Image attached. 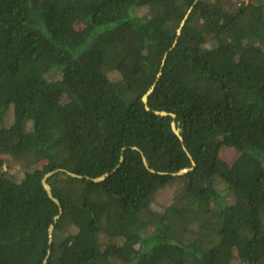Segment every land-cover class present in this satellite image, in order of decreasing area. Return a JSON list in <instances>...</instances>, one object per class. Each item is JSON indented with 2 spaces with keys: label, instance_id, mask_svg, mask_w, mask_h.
Instances as JSON below:
<instances>
[{
  "label": "trees",
  "instance_id": "16d2710c",
  "mask_svg": "<svg viewBox=\"0 0 264 264\" xmlns=\"http://www.w3.org/2000/svg\"><path fill=\"white\" fill-rule=\"evenodd\" d=\"M263 46L264 0H0V264H264Z\"/></svg>",
  "mask_w": 264,
  "mask_h": 264
},
{
  "label": "water",
  "instance_id": "95a60500",
  "mask_svg": "<svg viewBox=\"0 0 264 264\" xmlns=\"http://www.w3.org/2000/svg\"><path fill=\"white\" fill-rule=\"evenodd\" d=\"M190 11H191V8L188 9V11L186 12L184 18H183L182 21L180 22L179 27H178V29L176 30V34H177V35L180 34L181 28H182V26L184 25V23H185V21H186L188 15H189V13H190ZM174 44H175V42H174ZM163 64H164V59L162 60V64H161V66H162ZM160 75H161L160 72L157 73L155 82L149 87V89L146 91V93L142 96V103L144 104V107H145L146 110H149L148 105H147L148 96L153 92V90H154V88H155V86H156V82H157L158 79L160 78ZM154 114L157 115V116H162V117H164V116H170L171 118H175V115L170 114V113H167V112H164V111H154ZM171 129H172V131L174 132V134L178 137V139H179V140H182V138H181V136H180V133H179V129L176 127V124H175L173 121L171 122ZM134 149L137 150V148H134ZM189 158H190V161H191V168H189V169H184V170H181V171H179V172H177V173H174V174H172L173 176L183 175L184 173L188 172L189 170H191V169L193 168V166H194V162H193V160L191 159L190 156H189ZM122 159H123V158L121 157V158H120V162L122 161ZM141 160H142L143 164L145 165V167L148 168L147 165H146V162H145V158H144V156H143L142 153H141ZM149 170H150L151 172H153L152 169H149ZM59 171L65 172V173H66L68 176H70V177L81 178V179L83 178V176L76 175V174H74V173L67 172V171H64V170H61V169H57V170H54V171H50V172L46 173V174L43 176V178H42V180H41V184H42V186H43V188H44V190H45V192H46L48 198L51 199V200L57 205V207H58V211H59L58 215L54 217V222L57 221V219L59 218V216H60L62 210H61V206H60L59 201H58V200L52 195L51 187H50L49 183H47L46 180H47V178H49L50 176H52L55 172H59ZM104 178H105V176H101V177H98V178H92V179H89V180L92 181V182H94V183H97V182L102 181ZM86 179H88V178H86ZM52 231H53V225H50L49 228H48V243H49V244L51 243V234H52ZM48 254H49V250H48V252H47V255H48ZM46 257H47V256H46ZM43 264H46V260L43 261Z\"/></svg>",
  "mask_w": 264,
  "mask_h": 264
},
{
  "label": "rangeland",
  "instance_id": "374dc122",
  "mask_svg": "<svg viewBox=\"0 0 264 264\" xmlns=\"http://www.w3.org/2000/svg\"><path fill=\"white\" fill-rule=\"evenodd\" d=\"M145 12H146V9H140L139 14H144ZM263 48H264V46H263ZM47 75L50 78H54L55 77V75H53L52 73H47ZM5 123H8V122H5ZM232 155H233V150L232 149H224V151L222 152V156L224 158L230 159L232 157ZM1 171L3 173H5V175L7 177H9L10 179H12L13 181H16V182H18V181H20L22 179L23 173H24V169L22 168L21 164L18 163V162L12 161L10 158H8L6 160V162L3 165ZM169 199H170V196H169V191H168V194L159 195V197L157 198V202L166 204V203L169 202Z\"/></svg>",
  "mask_w": 264,
  "mask_h": 264
}]
</instances>
